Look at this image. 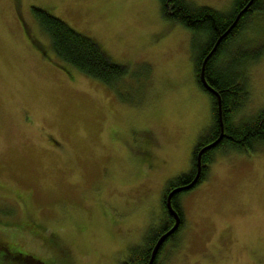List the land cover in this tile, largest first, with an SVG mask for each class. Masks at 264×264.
I'll use <instances>...</instances> for the list:
<instances>
[{"label": "rangeland", "instance_id": "rangeland-1", "mask_svg": "<svg viewBox=\"0 0 264 264\" xmlns=\"http://www.w3.org/2000/svg\"><path fill=\"white\" fill-rule=\"evenodd\" d=\"M32 6L93 37L126 65L121 79L62 61ZM191 34L159 0H0V264H121L142 243L212 122ZM224 51L246 81L238 128L264 110V15L250 12ZM176 202L183 220L160 264H264V140L212 148L203 179Z\"/></svg>", "mask_w": 264, "mask_h": 264}, {"label": "trees", "instance_id": "trees-1", "mask_svg": "<svg viewBox=\"0 0 264 264\" xmlns=\"http://www.w3.org/2000/svg\"><path fill=\"white\" fill-rule=\"evenodd\" d=\"M244 1L233 0L230 11L220 12L207 5H196L187 0H159L161 12L165 17L175 20L192 30L191 49L195 76L198 77L197 72L203 55L212 45L217 35L231 21L236 10L235 7L238 8ZM252 11L264 15V0H252L250 2L246 10L242 12L243 15L241 14L242 16H239L235 24L219 39L214 50L206 58L203 70L206 80L219 94L223 133H229L231 136V138L228 137L227 142L239 148H252L254 141L264 140V110L257 116L256 121L235 128L232 122V113L242 105L244 98L247 96V87L245 77L241 75V72L232 70L228 68L229 65H226L230 58H224L226 55L224 47L228 41L234 39L236 31ZM31 12L40 30L47 35L51 50L62 61L108 84L117 83L126 72V65L112 60L93 37L75 30L63 19L45 8L32 6ZM251 58L255 57L251 55L249 59ZM236 66L239 67L238 64ZM196 81L199 87L209 95L212 122L203 132L205 134L199 137V142L193 151L189 172L180 174L176 179L169 181L165 185V189L171 185L182 183L191 177L195 168L196 148L213 139L219 130L215 96L201 85L198 78ZM217 145L219 144L215 143L201 152L200 172L197 181L204 177L206 170L204 163L209 160L212 148L218 147ZM161 205L163 211L161 219L155 225L148 227L141 244L128 247L121 264H145L152 243L157 235L170 225L172 219L171 215L166 212L163 200H161ZM166 238L169 239L170 237ZM5 254L0 253V261L6 256ZM7 256L9 255L7 254ZM15 261L20 264L21 260L16 258ZM39 262L43 264L41 260ZM21 263L36 264L32 262L30 256ZM150 264H160V262L158 259L153 258Z\"/></svg>", "mask_w": 264, "mask_h": 264}, {"label": "water", "instance_id": "water-1", "mask_svg": "<svg viewBox=\"0 0 264 264\" xmlns=\"http://www.w3.org/2000/svg\"><path fill=\"white\" fill-rule=\"evenodd\" d=\"M252 0H246V2L236 11L235 15L233 16V18L231 19V21L228 23V25L226 26V28H224V30L219 33L217 35V37L215 38V40L213 41L212 45L210 46V48L207 50V52L203 55L200 64H199V68H198V79L201 83V85L210 93H212L215 96V101H216V113H217V119H218V123H219V130L217 135L211 139L210 141H208L207 143L203 144L202 146H200L195 154V168H194V172L191 175V177L189 179H187L186 181L182 182V183H178V184H174L172 187H170L166 192H165V196H164V203H165V207L168 210V213L171 214L173 221L172 223L165 228L163 231H161L156 239L154 240L150 251H149V255L148 258L145 262V264H150L151 261L153 260L155 253L157 251V249L159 248L160 244L163 242V240H165V238L171 234L176 227L178 226L179 223V215L178 212L172 207L171 205V201L170 198L172 196V194L189 188L190 186H192L198 179L199 176V172H200V154L201 152L205 149L208 148L212 145H214L222 136L223 134V127H222V119H221V109H220V97L219 94L217 92V90L215 88H213L208 81L206 80L205 76H204V63L206 58L208 57V55L214 50L217 42L219 41V39L227 33V31L235 24L236 20L238 19V17L240 16V14L242 12H244L246 10V8L249 6L250 2Z\"/></svg>", "mask_w": 264, "mask_h": 264}, {"label": "flooded vegetation", "instance_id": "flooded-vegetation-1", "mask_svg": "<svg viewBox=\"0 0 264 264\" xmlns=\"http://www.w3.org/2000/svg\"><path fill=\"white\" fill-rule=\"evenodd\" d=\"M232 2H233V0H232ZM246 2V0L237 8V6L235 7V12L233 13V16L235 15V13H236V11L244 4ZM231 7H232V4L230 5V7L226 10V12H228V11H230V9H231ZM242 14V13H241ZM240 14V16H242ZM233 18V17H232ZM239 18V17H238ZM210 48V47H209ZM235 68H239V67H235ZM197 74H198V72H197ZM195 76V75H194ZM198 77L197 76H195V80L197 79ZM217 135V134H216ZM228 137L229 138H231V136H230V134L229 133H223L222 134V136H221V138L216 142L217 144H219V145H217L218 147H221V146H223L224 145V143H228L227 141H228ZM198 148H196V150H197ZM195 150V149H194ZM204 165H206V167H207V165H208V161L206 162V163H204ZM189 179V178H188ZM203 179V178H202ZM198 181H200V180H198ZM198 181H196L194 184H196ZM194 184L192 185V186H194ZM173 185H171V186H169L166 190H164V193H163V197L161 198L162 200H163V203H164V196H165V192L170 188V187H172ZM192 186H190V187H192ZM189 187V188H190ZM188 189V188H187ZM184 190H186V189H184ZM181 191H183V190H180V191H178V192H176V193H174V194H172V196H171V198H170V201H171V205H172V207L178 212L179 211V223H178V226L176 227V229L171 233V234H169V236H167V237H172L173 235H174V233H175V231L179 228V226H180V224H181V222H182V220H183V217H182V212H181V210H180V208H179V206H178V204H177V202H176V196H178L179 194H180V192ZM162 206V205H161ZM164 207H165V203H164ZM165 209H166V212H168V210H167V208L165 207ZM161 213H162V215H163V211H162V209H161ZM170 214V213H169ZM171 215V214H170ZM171 218H172V216H171ZM173 221V218L171 219V222ZM171 222H170V224H171ZM167 239V238H166ZM165 239V240H166ZM165 240H163V242L165 241ZM163 242L160 244V246H159V248L157 249V251H156V253H155V256H154V258H156V259H159V257H160V252H161V250L162 249H164L163 248ZM153 244V243H152ZM152 246V245H151ZM6 247H8V244H6V246L4 247V248H2V249H5ZM151 248V247H150ZM149 251H150V249H149ZM7 252V251H6ZM5 252V253H6ZM6 254H8L9 255V253H6ZM148 255H149V253H148ZM7 256V255H6ZM12 257H14L15 259H16V257L15 256H12ZM161 258V257H160ZM13 259V258H12ZM32 259V258H31ZM35 259V260H34ZM34 259H32V262H35L36 264H40V262H39V260L40 259H38V258H35L34 257ZM38 261V263H37V261ZM13 261H15V260H13ZM15 263L16 264H19L17 261H15Z\"/></svg>", "mask_w": 264, "mask_h": 264}]
</instances>
